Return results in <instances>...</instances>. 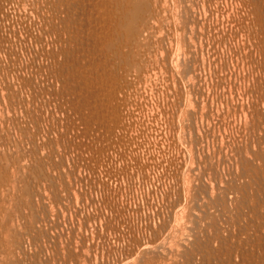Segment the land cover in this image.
I'll use <instances>...</instances> for the list:
<instances>
[{"label":"bare ground","instance_id":"obj_1","mask_svg":"<svg viewBox=\"0 0 264 264\" xmlns=\"http://www.w3.org/2000/svg\"><path fill=\"white\" fill-rule=\"evenodd\" d=\"M0 264H264V0H0Z\"/></svg>","mask_w":264,"mask_h":264},{"label":"rangeland","instance_id":"obj_2","mask_svg":"<svg viewBox=\"0 0 264 264\" xmlns=\"http://www.w3.org/2000/svg\"><path fill=\"white\" fill-rule=\"evenodd\" d=\"M120 181H121V185L124 187V185H125V183H126V180H125V179H121ZM123 182H124V183H123ZM126 185H127V184H126ZM136 194L139 195L138 192H136ZM136 194H134L135 197H138V196H136Z\"/></svg>","mask_w":264,"mask_h":264}]
</instances>
